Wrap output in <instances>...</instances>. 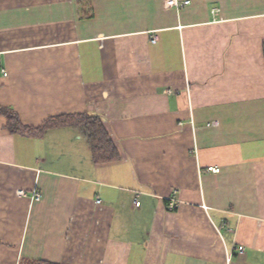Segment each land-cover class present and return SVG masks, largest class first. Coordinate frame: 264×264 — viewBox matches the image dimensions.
Masks as SVG:
<instances>
[{
	"label": "crops",
	"instance_id": "0c3cea01",
	"mask_svg": "<svg viewBox=\"0 0 264 264\" xmlns=\"http://www.w3.org/2000/svg\"><path fill=\"white\" fill-rule=\"evenodd\" d=\"M178 1L0 0V106L118 152L0 114V264H264V0Z\"/></svg>",
	"mask_w": 264,
	"mask_h": 264
},
{
	"label": "trees",
	"instance_id": "16d2710c",
	"mask_svg": "<svg viewBox=\"0 0 264 264\" xmlns=\"http://www.w3.org/2000/svg\"><path fill=\"white\" fill-rule=\"evenodd\" d=\"M264 55V42H263ZM0 114L7 118V128L11 132L33 131L37 134L42 133L45 129L61 126L74 125L86 137L91 151L94 163L113 161L118 158V152L103 127L102 121L97 116L89 114H64L53 116L46 119L38 128H28L21 124L17 114L5 107L0 106ZM19 264H55L46 261H36L23 259Z\"/></svg>",
	"mask_w": 264,
	"mask_h": 264
},
{
	"label": "built area",
	"instance_id": "2783aa9c",
	"mask_svg": "<svg viewBox=\"0 0 264 264\" xmlns=\"http://www.w3.org/2000/svg\"><path fill=\"white\" fill-rule=\"evenodd\" d=\"M186 3H188V2L184 1V2L180 3L178 0H164L163 5L165 8H171V7H178V6L186 4ZM216 124H217V121H211V122L206 123L207 126H212V125H216ZM208 170L211 172H214V173L219 172V168H217V167H209ZM18 194L24 195V192L22 190H19ZM39 197H40V194L38 192H36V191L33 192V198L34 199H39ZM135 205L139 206V202L137 200L135 201ZM176 205H177L176 199L174 197L170 198L168 203H167V209L173 210V209H175ZM238 250L242 251V247H239Z\"/></svg>",
	"mask_w": 264,
	"mask_h": 264
}]
</instances>
